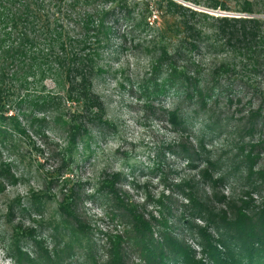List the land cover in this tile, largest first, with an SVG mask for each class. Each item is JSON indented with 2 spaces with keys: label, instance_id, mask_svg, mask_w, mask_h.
<instances>
[{
  "label": "trees",
  "instance_id": "16d2710c",
  "mask_svg": "<svg viewBox=\"0 0 264 264\" xmlns=\"http://www.w3.org/2000/svg\"><path fill=\"white\" fill-rule=\"evenodd\" d=\"M151 2L144 4L141 21L134 23V27L148 28L146 19L153 7L164 10L165 15L174 21L175 18L178 20L173 22L175 25L170 30H161L157 42L151 44L149 53L154 55L152 74H158L162 79L161 85L155 84L156 95L165 93L166 89H176L185 99H194L200 110L206 113V102L216 94L222 95L220 90L223 87L229 90L230 85L222 83L238 81L242 77L240 86L251 89L254 98H262L258 108L242 118L244 128L239 129L240 144L236 156L239 164L236 169H244L242 180L252 192L264 193V169L255 171L259 156L254 153L255 147L263 141L255 144L242 142L245 136H251L255 131L262 132L257 125L262 119L264 91L254 85L252 79L262 77L264 81V19L257 17L264 16V8L260 10L256 4L264 5V0H239L236 9L239 16L215 19L172 0ZM208 2V8L212 10L227 11L224 0ZM132 14L133 7L127 0H0V150L9 148L10 156H19L13 151L16 140L28 137L26 127L18 120L19 116L32 132L44 137L45 115L55 113L54 122H60L67 132L61 161L64 166L68 164L77 141L89 133L87 124L103 123V104L93 93L92 83L103 73L98 60L112 33L109 21H118L120 17L131 22ZM197 19L200 22H196ZM207 20L216 22L213 43L220 45L219 51H229L231 58L229 62L213 67L205 77L191 54L200 51L202 44L211 38L198 28ZM235 58H242L243 64L238 63L240 73L236 70ZM46 80L61 87L63 98L45 94L43 84ZM62 100L76 105L75 110L65 117L61 113ZM248 104L251 105V101ZM9 111L16 114L8 115ZM37 114L43 116L39 118ZM167 116L173 127L182 131L185 129L187 118L180 114L179 109L168 112ZM197 141L200 151L198 148V151L193 150L194 161L204 152L203 139ZM187 152V148L181 146V153L185 155ZM203 162L208 170L216 169L217 163H213L210 157L205 156ZM207 169L202 175L209 180L212 188L230 177L229 174H221L214 179ZM0 180L9 184L16 181L10 173V163L1 160V156ZM119 181V174L111 180L106 179L101 185V192L112 196L116 207L122 210L116 218H120L125 227L123 233L105 235L103 263L86 256L81 264H128L130 254L137 255L143 264H264V196L258 198V202L251 198L249 192L238 200L221 196L217 203L222 206L215 209L210 208L208 202L201 203L191 196L189 200L194 217L207 225L204 228L190 225L191 230L197 228L198 234L194 232L191 236L197 239L201 248L202 257L196 259L191 246L174 235L165 218V212L169 213L170 208L163 200L158 202L159 218L153 215L146 218L136 205L125 204L124 199L118 197L115 185ZM43 200L42 196L34 195L29 208L40 213L44 208ZM9 210L12 211L11 206ZM76 211L75 198L70 195L57 204V222L33 221L40 229L49 227L52 240H57L55 248L43 251L44 255L36 258L22 252L20 243L29 240L42 250L37 230L15 227L12 251L16 263L70 264L74 249L72 242L82 249L83 243L88 240V229ZM209 228L213 229L214 235L208 233ZM64 235L71 240L60 242Z\"/></svg>",
  "mask_w": 264,
  "mask_h": 264
},
{
  "label": "rangeland",
  "instance_id": "374dc122",
  "mask_svg": "<svg viewBox=\"0 0 264 264\" xmlns=\"http://www.w3.org/2000/svg\"><path fill=\"white\" fill-rule=\"evenodd\" d=\"M127 1L133 7V21L127 22L120 17L118 21H109L112 33L98 60L103 73L92 83L93 93L103 104V123L87 124L89 133L77 141L66 166L62 165L61 152L66 147L67 132L60 122H54L55 113L45 115L44 137L32 132L19 116L18 120L26 127L28 136L17 139L15 143L13 151L22 156L21 159L10 156L9 148L0 150L1 160L10 163V173L16 179L12 184L0 180V264H17L12 251V236L17 226L37 230L42 250L29 240L20 243L21 251L30 258L42 256L43 251L55 248L57 240H52L51 229L47 226L40 229L33 221L57 222V204L70 195L75 198L77 216L88 229V240L83 243L82 249L72 242L74 249L69 263L81 264L86 256L103 263L105 235L122 234L125 228L121 219L116 218L122 210L116 207L112 196L101 192L102 183L106 179L111 180L115 174L120 175V181L115 185L118 197L124 199L125 204L136 205L146 218L148 215L159 218L158 202L163 200L170 208L169 213L165 212V218L174 235L191 246L196 259L202 257L201 248L197 239L191 236V233H197V228L191 230L190 225L199 228L207 225L194 217L189 200L191 196L201 203L208 202V206L214 209L222 206L217 203L221 196L238 200L249 192L257 202L264 196V193L252 192L242 180L244 169H236L239 164L236 158L240 144L239 129L244 128L242 118L256 110L262 98H254L251 89L240 86L242 77L238 81H224V86L230 85L229 90L223 87L220 90L222 95L216 94L207 101L206 113L200 110L194 99H185L176 89H166L165 93L156 95L155 84L161 85L162 79L158 74H152L154 55L149 53L151 44L157 42L161 30H170L178 20L175 18L174 21L165 15L164 10L153 7L146 19L148 28H136L134 23L141 21L144 4L153 0ZM172 1L213 19L239 16L236 13L239 0H224L227 11L208 8V0ZM256 4L258 9L264 8V5ZM257 17L264 19V16ZM149 21L154 22L151 25ZM215 26L214 20L200 23L198 28L211 38L202 44L200 51L191 54L205 77L213 67L229 62L231 58L229 51H219L220 45L213 43ZM235 59L236 70L240 73L238 63L243 64L242 58ZM252 81L264 91L262 77ZM43 86L45 94L63 98L64 91L51 80H46ZM75 106L62 100V116L71 114ZM174 109H179L180 114L187 118L183 131L173 127L168 120V112ZM15 114V111H9L8 115ZM261 114L257 129L261 128L262 132L255 131L242 141L244 144L263 141L254 149L259 156L255 171L264 169V106ZM42 116L37 114L36 117ZM197 139H203L204 152L194 161L193 150L200 148ZM181 146L187 148V154L181 153ZM205 156L217 163L215 170L206 168L203 162ZM206 169L214 179L221 174H229L230 177L212 188L209 180L202 175ZM34 195L44 198V208L40 213L29 208ZM208 233L214 235L213 229L209 228ZM64 236L60 242L71 240ZM128 261V264H143L135 254H130Z\"/></svg>",
  "mask_w": 264,
  "mask_h": 264
},
{
  "label": "built area",
  "instance_id": "2783aa9c",
  "mask_svg": "<svg viewBox=\"0 0 264 264\" xmlns=\"http://www.w3.org/2000/svg\"><path fill=\"white\" fill-rule=\"evenodd\" d=\"M154 19H155V15H154V17H153ZM150 23L149 24H151L152 25V23L154 22V21H149Z\"/></svg>",
  "mask_w": 264,
  "mask_h": 264
}]
</instances>
